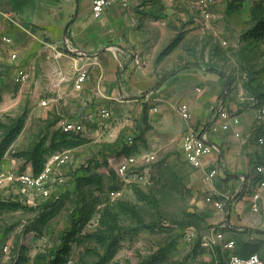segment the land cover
Wrapping results in <instances>:
<instances>
[{
    "label": "rangeland",
    "instance_id": "374dc122",
    "mask_svg": "<svg viewBox=\"0 0 264 264\" xmlns=\"http://www.w3.org/2000/svg\"><path fill=\"white\" fill-rule=\"evenodd\" d=\"M190 1L179 3L170 14L172 36L153 45L148 66L154 77L137 97L143 101L113 107L111 118L105 121L82 122L84 130L75 136L86 140L84 148L57 170L48 198H26L17 186L0 188V200L16 206L0 209V264L23 258L27 259L24 263L34 264L38 254L44 256L40 264L57 255L63 264H94L106 256L110 258L105 264L225 263L227 253L219 247L213 248L211 257L201 246L205 214L196 206L188 181L190 169L177 141L162 148V93H172L175 106L180 101L192 104L197 132L213 131L211 118L218 103L236 114L253 115L263 108L264 0ZM174 40L176 46L159 58ZM13 70V64L0 60V142L20 125L0 162L8 170L32 173L31 160L19 153L39 143L46 148L60 132L58 121L70 109L36 107L48 99V93L22 89L14 81ZM195 87L205 91L196 94ZM71 89L66 87L62 94L76 97ZM171 109L167 104L166 111ZM113 117L131 121L130 148L125 144L126 129L116 138L110 133ZM260 122L264 132V119ZM173 124L182 123L175 117ZM96 130L99 133L92 136ZM93 137L105 140L93 143ZM54 139V145H59V136ZM136 150L155 156L145 168L148 183L124 185L115 175L114 163ZM115 187L122 189L119 199L108 195ZM120 203L127 207L125 211ZM108 225L113 226L111 231ZM191 228L197 234L186 240L184 232Z\"/></svg>",
    "mask_w": 264,
    "mask_h": 264
},
{
    "label": "crops",
    "instance_id": "0c3cea01",
    "mask_svg": "<svg viewBox=\"0 0 264 264\" xmlns=\"http://www.w3.org/2000/svg\"><path fill=\"white\" fill-rule=\"evenodd\" d=\"M14 2L16 4V0ZM91 2L29 0L14 11L9 0H0V50L4 52L0 60L13 64V75L16 67L26 71L27 80L19 84L22 89L30 87L37 93H48L44 106L70 109L60 121L74 119L82 125L88 119L105 121L111 118L113 107L124 108L125 103L131 101L140 105L143 99L137 97L154 77L148 66L153 45L165 43L172 36L174 31L170 30L168 22L172 18L170 14L178 10V4L191 3L190 0H140L128 9L112 4L100 16L93 17ZM162 14L166 15L164 19ZM4 37L9 38L10 43H5ZM8 50L18 55L17 60H8ZM133 53H138L147 66L136 69L131 61ZM82 65L87 68L88 77L82 90L76 91L73 82ZM66 87H72L77 96L62 94ZM173 99L172 93H162V148L165 150L171 141H177V149L183 158L180 137L188 125L179 117L178 103L175 106ZM41 101L35 106L40 107ZM180 102L189 104L194 125L196 112L192 104ZM167 104L172 107L169 112L166 111ZM102 109L109 111L110 116H102ZM236 115L240 118L237 127L206 132L208 141L218 145L219 153L207 156L201 168L187 164L190 169L188 181L196 196L198 210L205 214L206 230L201 238L216 233L222 235L221 241L204 247L207 253L212 257L213 248L219 247L228 254L222 243L233 240L236 254L245 256L252 248L264 259V189H257V181L263 175L255 170L264 165V144L256 143V138L264 136V132L261 122L254 121V113ZM175 117L182 124L174 125ZM213 118L214 114L211 121ZM112 123L110 133L114 138L123 129L129 136L131 121L128 118L120 121L113 117ZM235 132L239 133L238 137ZM96 133L99 130L92 136ZM93 138V143L105 140ZM84 145L70 148L72 161L74 152H81ZM212 170L216 172L208 178L207 174ZM255 190H259L260 195L256 212L251 209V195Z\"/></svg>",
    "mask_w": 264,
    "mask_h": 264
},
{
    "label": "built area",
    "instance_id": "2783aa9c",
    "mask_svg": "<svg viewBox=\"0 0 264 264\" xmlns=\"http://www.w3.org/2000/svg\"><path fill=\"white\" fill-rule=\"evenodd\" d=\"M140 0H92L91 2V13L93 17H98L102 12L112 4H120L123 8L128 9L137 5ZM5 43H10V39L4 37ZM7 58L9 61L17 60L18 55L15 52L6 51ZM4 52L0 50V57H2ZM131 61L136 69H140L145 65L144 60L138 53H133ZM87 68L82 65L77 69V73L74 78L73 88L76 91L82 90L84 82L88 77ZM14 81L17 84H23L27 80V73L22 68L15 69ZM204 88L196 87L195 92L200 94L204 92ZM46 104L45 100L41 101V105ZM177 112L179 117L187 123V128L180 137V150L183 155L184 161L193 168H201L204 164V159L211 155L212 153H219V147L216 143L210 142L207 139L206 132L196 131L194 125L192 124V113L187 102H180L177 105ZM102 116L109 117V111L102 109ZM254 121L260 122L264 119V107L257 109L254 112ZM212 123L215 124L213 130L219 129L221 131H228L232 127H237L240 124V118L238 115L231 113L225 106L218 103L215 107L214 118ZM59 128L63 132L68 133H81L84 130L83 125L74 119L61 120L59 123ZM235 136H239L238 132H235ZM132 138L130 136L126 137L125 144L127 146L132 145ZM256 143L258 145L264 144V136H259L256 138ZM72 154L70 149H64L61 151H56L51 153L43 166V169L36 175L30 172H22L18 170H8L0 162V188L7 186H17L19 192L29 199L34 198H48L50 196L49 185L54 181L55 174L57 170L70 163L72 161ZM155 156L152 152L139 151L130 152L122 155L116 163H114L113 169L117 179L122 184H133L135 186H143L148 183L147 172L145 168L149 163L153 162ZM144 168V169H142ZM258 174L263 175L262 178L257 181V189H264V165H259L255 168ZM215 170L210 171L207 177H212L215 174ZM259 190L253 191L251 195V209L252 211H258V200H259ZM108 195L111 199H119L122 195V189L118 188L116 190H110ZM219 206V203H215ZM197 232L195 229L191 228L184 232V238L186 240H191L196 236ZM222 235L219 233L213 236H202L201 246L210 247L216 243V241H221ZM223 249L228 251L227 259L224 264H264V259L256 253L253 252L247 256H240L236 254L233 249L235 243L233 240H227L222 243ZM7 249V246L4 247ZM28 264V263H25Z\"/></svg>",
    "mask_w": 264,
    "mask_h": 264
},
{
    "label": "trees",
    "instance_id": "16d2710c",
    "mask_svg": "<svg viewBox=\"0 0 264 264\" xmlns=\"http://www.w3.org/2000/svg\"><path fill=\"white\" fill-rule=\"evenodd\" d=\"M14 1L15 0H9V2L11 3V7L14 11H18L21 4H26L27 2H29V0H16V4H15ZM176 44H177V40H174L169 45H167L159 53V55H158L159 58L170 53V51L176 46ZM58 129L60 131L59 134L53 135L50 144L46 148L42 147L43 146L42 143H39V144L35 145L32 149H30L28 152L19 153V155L25 156L27 159L31 160V162H32V174L36 175L43 169L44 163H45L47 157L51 153H54L56 151H61V150H56L58 147H65V149H70V148H73V147H76V146H79L81 144L86 143L85 139H82L78 136H75V133L63 132L60 128H58ZM19 130H20V125L16 126L14 128V130L8 132L6 137H4L3 140L0 142V161L2 160L4 154L6 153L8 147L11 144L12 140L14 139L15 135L17 133H19ZM55 136H59V140H58L59 145H57V146L54 145ZM131 146H127V147L130 148ZM62 150H64V149H62ZM130 152H133V151H130ZM116 189H118V187H115L111 190H116ZM120 204H121V206H124L122 208V210L125 211L127 209L125 204H123V203H120ZM15 207H16L15 203H12L11 201H8L7 199L0 200V209H4V208L14 209ZM107 229L109 231H111L113 229V226L108 225ZM253 252H255V251L251 248L249 250V253L246 254L245 256H247ZM40 257L44 258L43 255L38 254L34 259V264H40V260H39ZM109 258H110V256L103 257V259L100 262H97L94 264H105ZM26 260H27L26 258H23L14 264H25L24 262ZM64 262L65 261L61 257H59V255H57L56 257H54V259L48 260L47 264H63ZM181 264H186V263H181Z\"/></svg>",
    "mask_w": 264,
    "mask_h": 264
}]
</instances>
